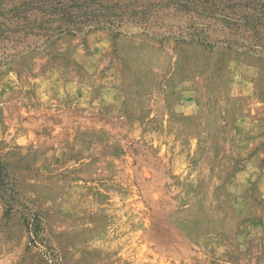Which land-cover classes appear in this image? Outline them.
Wrapping results in <instances>:
<instances>
[{
  "label": "rangeland",
  "instance_id": "obj_1",
  "mask_svg": "<svg viewBox=\"0 0 264 264\" xmlns=\"http://www.w3.org/2000/svg\"><path fill=\"white\" fill-rule=\"evenodd\" d=\"M123 31L0 65V264H264V60Z\"/></svg>",
  "mask_w": 264,
  "mask_h": 264
},
{
  "label": "trees",
  "instance_id": "obj_2",
  "mask_svg": "<svg viewBox=\"0 0 264 264\" xmlns=\"http://www.w3.org/2000/svg\"><path fill=\"white\" fill-rule=\"evenodd\" d=\"M138 3L132 0V5L121 7L104 6L103 0H0V65L47 48L62 36L103 27L115 36L125 34L123 29L139 27L152 38L172 37L177 43H197L206 48L223 45L264 60V0H148L146 11L182 14L186 22L175 25L173 31L174 25L165 30L168 26L134 15L124 21L119 10L128 11Z\"/></svg>",
  "mask_w": 264,
  "mask_h": 264
}]
</instances>
